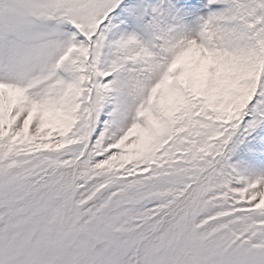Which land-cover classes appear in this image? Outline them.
Listing matches in <instances>:
<instances>
[{"label":"snow or ice","instance_id":"obj_1","mask_svg":"<svg viewBox=\"0 0 264 264\" xmlns=\"http://www.w3.org/2000/svg\"><path fill=\"white\" fill-rule=\"evenodd\" d=\"M0 264H264V0H0Z\"/></svg>","mask_w":264,"mask_h":264}]
</instances>
